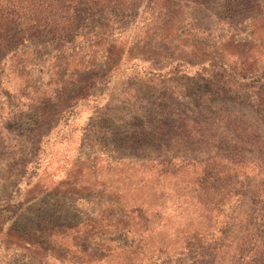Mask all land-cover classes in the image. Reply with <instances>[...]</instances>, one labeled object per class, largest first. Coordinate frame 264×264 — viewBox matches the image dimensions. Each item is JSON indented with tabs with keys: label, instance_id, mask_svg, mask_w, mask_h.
Returning <instances> with one entry per match:
<instances>
[{
	"label": "rangeland",
	"instance_id": "374dc122",
	"mask_svg": "<svg viewBox=\"0 0 264 264\" xmlns=\"http://www.w3.org/2000/svg\"><path fill=\"white\" fill-rule=\"evenodd\" d=\"M110 5L119 19L84 15L0 53V230L48 208L68 214L52 229L99 217L98 235L121 247L104 264H264V0ZM215 165L232 176L212 208L228 185L201 174ZM35 181L85 190L42 204L25 195ZM78 229L58 242L90 250ZM6 245L0 232V264H38Z\"/></svg>",
	"mask_w": 264,
	"mask_h": 264
},
{
	"label": "trees",
	"instance_id": "16d2710c",
	"mask_svg": "<svg viewBox=\"0 0 264 264\" xmlns=\"http://www.w3.org/2000/svg\"><path fill=\"white\" fill-rule=\"evenodd\" d=\"M99 1H101L100 4ZM112 2L117 11L118 9L121 10L124 8V6L129 5L131 0H0V53L6 52L7 54L11 52V58H14L16 55L20 54V51L17 49H19L25 41L33 39L43 32L55 36L52 37V40L63 34H68L71 32L72 28L78 25L77 23L84 15L95 16L102 13L103 16H106L107 18L115 17V19H119L120 13H118L116 17L115 10L111 9L110 4H112ZM171 2H173V0H171ZM168 13L170 12L153 16L154 14L151 12L150 15L154 18L150 19V21L155 22L156 19H159L160 22L165 21ZM160 36L165 44L171 45L174 41V38L171 37L169 41L167 34ZM161 40H158L160 44ZM175 40L180 41L182 39L175 37ZM138 43H140V40L134 39V41H132L133 46ZM161 46H155V48L160 50V48H162ZM107 58H111V56H107ZM9 68H11V65ZM153 70V67H149V72L147 73H152ZM163 73H159V75H162ZM74 79L75 82L78 81L77 78ZM34 114L36 116V113ZM21 159L22 155H19L18 160ZM232 166L235 167L234 165ZM216 167L217 165L212 167H202L203 169L201 173H204V176H211L209 173H212L213 171L215 172L214 175L219 174L222 176L221 181L226 180L228 182L227 186L221 185L219 187L220 194L218 198L214 199L213 203L209 202L206 204L212 205V208L222 205L224 198L230 191L229 176H232V173L229 170H224L225 166L218 165L217 169ZM179 168L182 169L183 167ZM6 171H9V174L8 176L6 174L4 179L8 183V180H10L9 177L14 178L16 173L14 171L13 174H11V168ZM201 179H204V177H201ZM219 180L220 179H218V181ZM16 181L19 183L17 176L14 182ZM77 184L78 183L73 181H61L53 187H41L36 181L34 184L26 182L25 185L27 191L25 195H28V200L31 201L37 199L35 192L42 193L45 197L39 202L43 204L48 198L47 196L54 193H61L64 196L69 194L80 195V193L85 190V187ZM20 197H22V195ZM257 201L261 204L262 200H258L257 198ZM35 204L36 203L31 204V208ZM51 210L52 209L48 208L44 209L40 214L29 217L28 220L24 218L23 215H19L16 222L11 225V227L4 232L0 230L3 241L6 240L7 245L9 244L8 246L13 245L14 250L18 247L20 252L27 253V255L31 256L38 264H49L53 260L58 264H104V262H101L100 260H104L105 257H107L115 248H121L116 244L115 240L102 238L98 235L99 232L96 229L98 227L97 224L101 219L97 216H94L87 222H82L85 225L78 222L74 226L64 228L65 230L54 229V227L52 229L43 226L45 222L52 223L54 220H57L56 218H59L60 222L64 217L68 216V214L61 215V212L57 210ZM108 210L110 209L108 208ZM4 213L6 212L3 210L0 211V218L6 215ZM120 223L121 221L117 220L116 223L108 225L109 227H113L114 231L117 232L122 228V224L120 225ZM81 227H86L83 232L78 234L81 238L88 240H91L92 238L95 239L90 250L82 248L83 246L80 243L67 246L58 242L59 238H68L73 235L76 236V233L79 232V229L77 230V228ZM120 250L123 251L122 249ZM75 254L79 256L77 257Z\"/></svg>",
	"mask_w": 264,
	"mask_h": 264
}]
</instances>
